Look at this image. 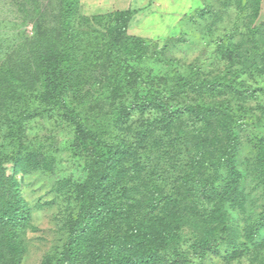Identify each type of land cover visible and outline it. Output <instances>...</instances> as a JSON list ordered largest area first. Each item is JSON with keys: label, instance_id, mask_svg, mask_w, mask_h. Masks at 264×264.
Listing matches in <instances>:
<instances>
[{"label": "trees", "instance_id": "16d2710c", "mask_svg": "<svg viewBox=\"0 0 264 264\" xmlns=\"http://www.w3.org/2000/svg\"><path fill=\"white\" fill-rule=\"evenodd\" d=\"M252 2L256 15L259 1L245 3ZM132 11L86 16L78 13L77 0H60L56 29H44L37 40L36 69L24 74L0 60V134L11 145L0 147V227L18 230L27 224L29 208L14 177L4 175L3 163L12 162L15 170L38 166L42 147L31 146L24 126L45 117L69 125L71 155L83 159L85 177L71 182L74 214L65 223L64 242L42 264H206L213 253L235 259L264 231V216L250 228L242 225L244 187L239 180L245 174L236 168L239 128L263 119L243 100L246 94L251 99L252 91L234 79L242 67L233 70L230 64L240 56L241 66L249 61L258 74L264 73V19L246 28L250 44L234 58L237 48L220 41L216 51L228 60L226 72L209 75L189 65L159 74L145 63L162 62V48L127 34ZM97 70L104 75L99 86L89 82ZM135 113L156 115L131 136L123 129ZM183 120L185 130L180 131ZM211 128L221 134L214 146L217 156L203 152V145L198 148L209 140ZM154 130L163 136L149 141ZM248 141L256 147L250 159L264 184V136L255 134ZM178 143L198 150L180 159L189 170L171 182L162 179L164 167L146 171L152 160L172 159L170 149ZM153 146L166 150L153 155ZM199 224L206 228L190 242L192 262L180 249V231Z\"/></svg>", "mask_w": 264, "mask_h": 264}, {"label": "rangeland", "instance_id": "374dc122", "mask_svg": "<svg viewBox=\"0 0 264 264\" xmlns=\"http://www.w3.org/2000/svg\"><path fill=\"white\" fill-rule=\"evenodd\" d=\"M128 1L131 5L138 2V0H125L124 4H127ZM258 1L259 10L255 15V4L253 2L246 4V0H199L200 4L196 0H172L166 10L165 24L156 32L163 36L159 38L143 37L152 40L155 45H158V48H162L160 57L162 62L147 61L145 65L148 68L151 66L157 68L159 74L162 71H183L189 65H196L202 72H207L209 75L226 72L228 60L218 55L216 51L219 47L218 44L220 41H224L231 48H237L234 49L231 58H234L235 54L243 53L248 48L250 43L245 42L248 38L246 28L250 25H258L264 19V0ZM101 2L102 0H77V11L86 16L107 13V11L101 12L103 9ZM59 5L60 0H0V60L9 66L12 65L23 70L24 74H29L31 70L33 72L36 69L34 59L39 52L37 40L44 29L49 30L53 27L56 29ZM188 5L192 7L191 12L184 14L179 19L178 26L173 28V15L180 10H189V8L185 9ZM146 8L145 6L132 11L133 14L128 25L132 20L140 17L134 21L135 23L140 22V30L139 27H136L138 28L136 31L133 28L128 32L127 25V34L133 32L140 35L151 34V30H153L151 23L157 21V18H148L144 23L141 19L142 15H136ZM203 9L207 13L201 18L195 17L194 12ZM148 28L151 30L148 31ZM258 42L260 41L258 40ZM154 44L152 43V46ZM239 57L240 61L230 64L233 70L242 67L234 79L236 82H244L239 85L240 88L246 86L250 93L252 91V98H248L246 94V98L243 100L246 99L245 102L248 104L247 106H251L252 112L263 119L256 125L252 123L242 129L239 128L240 148L237 154L240 162L236 168L245 174L243 180H239V183L244 187L242 208L245 222L242 225L250 228L254 221L261 222L264 216V184L257 175L256 164L252 163L250 159L255 154L256 147H252L248 141L255 134L258 137L262 134L264 136V132H262L264 131V73L258 74L249 61L243 62L241 66ZM230 76L228 74V77ZM103 80L104 75L99 70L90 74L89 82L96 83L97 86ZM236 103L239 104L238 100ZM155 115L153 113L150 115L135 113L130 117L123 130L131 136H136L144 128L142 124L146 119H152ZM61 122L60 124L45 117H34L26 122L24 132L28 135V139L32 140L31 146L42 147L43 155L40 157L41 161L37 167L30 166L15 170L12 162L3 163L4 175L13 176L17 181L20 196L30 212L27 224L22 229L0 227V264H42L46 255L51 254L55 247H60L64 242L65 223L74 214L76 194L71 190V182L81 181L85 177V171L83 159L74 158L71 155L72 130L66 122L63 120ZM183 124L184 120L180 123L178 130H185ZM174 133L176 132L171 134ZM220 135L218 130L211 128L209 140L200 142L198 148L203 145V152L217 156L218 152L214 146L219 142ZM162 136V132L154 130L149 141ZM7 142L2 139L0 134V147L9 148L11 145ZM156 150L165 151L166 149L164 146H153L151 149L153 155L156 154ZM170 151L172 159L164 156L158 162L152 160L146 170L149 172L154 165H158L159 170H162L163 167L166 168L167 171L161 174L164 182H171L180 171L189 170L188 166H185V161L180 164V159L198 152L197 149L191 148L190 144L186 148L179 143L176 144L175 149L171 148ZM199 163L201 164V161ZM155 177L152 175V178L156 179ZM166 192L169 191L165 189L163 193ZM235 211L237 212V208ZM227 214L229 213L227 212ZM227 221L224 220V222ZM262 225L264 226V223ZM203 228L206 227L202 224H199L198 227L187 225L180 231L184 239L180 249L186 250L187 256L191 255L189 257L192 262L196 258L194 255L192 256L189 245L194 238L202 236ZM263 235L264 231L259 233V238ZM259 238L252 237L249 241L251 243L249 249L235 259L226 261L221 255L213 253L205 259V263L264 264V239ZM254 244L259 245L258 250L255 249ZM223 247L226 248L224 245ZM223 250L220 248L221 252Z\"/></svg>", "mask_w": 264, "mask_h": 264}, {"label": "crops", "instance_id": "0c3cea01", "mask_svg": "<svg viewBox=\"0 0 264 264\" xmlns=\"http://www.w3.org/2000/svg\"><path fill=\"white\" fill-rule=\"evenodd\" d=\"M137 1V0H136ZM140 1V2H139ZM195 1V0H194ZM199 2V0H196ZM125 0H102L101 2V6L103 7V9L101 10V12H110V11H114V10H137L139 8H143V7H147L146 10L142 11V12H138L136 15L137 16H141L142 15V20L145 23L146 20L148 18H157V21H152V25H153V30L151 29H147L148 31L151 30V34H136L135 32L133 33H129L131 35H137V36H141V37H150V38H159L162 37L161 35L157 34L156 32L158 31V29L162 26H164V18L166 19V15H167V7L169 6V2H172V0H138L137 4H133L131 5V3L128 1L127 4H124ZM200 4V2L198 3ZM179 6V5H178ZM137 8V9H136ZM186 8H189V10L187 9L186 11L184 10H180L178 11V13H176L175 15H173L172 18V27L176 28L178 26V22L179 19L186 13L191 12L192 7L190 5H188ZM196 8V7H195ZM194 8V9H195ZM135 15V16H136ZM136 16V17H137ZM140 17H137L136 19L132 20L129 25H128V32L132 31L133 28L135 29V31L138 29L136 27L140 26V22H134L137 21V19ZM140 19V20H141ZM140 30V27H139ZM168 30V29H166ZM166 35V34H164Z\"/></svg>", "mask_w": 264, "mask_h": 264}]
</instances>
